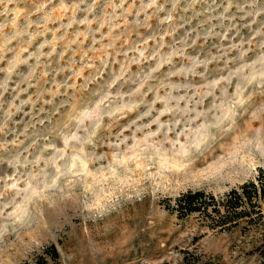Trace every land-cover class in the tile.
<instances>
[{
	"label": "rangeland",
	"instance_id": "374dc122",
	"mask_svg": "<svg viewBox=\"0 0 264 264\" xmlns=\"http://www.w3.org/2000/svg\"><path fill=\"white\" fill-rule=\"evenodd\" d=\"M264 169V0H0V264H261L167 209Z\"/></svg>",
	"mask_w": 264,
	"mask_h": 264
},
{
	"label": "trees",
	"instance_id": "16d2710c",
	"mask_svg": "<svg viewBox=\"0 0 264 264\" xmlns=\"http://www.w3.org/2000/svg\"><path fill=\"white\" fill-rule=\"evenodd\" d=\"M167 209L179 219L196 215L210 230L237 231L249 245L248 253H257L264 264V169L241 185L215 196L204 190H188L173 200ZM59 254L55 245L46 247L33 261L24 264H51ZM181 264H213L196 252H186Z\"/></svg>",
	"mask_w": 264,
	"mask_h": 264
}]
</instances>
